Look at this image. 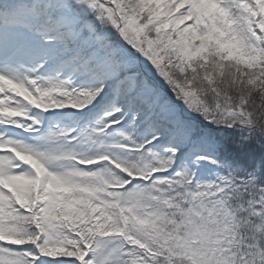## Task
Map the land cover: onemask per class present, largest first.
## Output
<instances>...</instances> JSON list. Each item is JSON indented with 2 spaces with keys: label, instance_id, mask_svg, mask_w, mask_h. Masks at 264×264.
<instances>
[{
  "label": "snow or ice",
  "instance_id": "obj_1",
  "mask_svg": "<svg viewBox=\"0 0 264 264\" xmlns=\"http://www.w3.org/2000/svg\"><path fill=\"white\" fill-rule=\"evenodd\" d=\"M0 264H264V0H0Z\"/></svg>",
  "mask_w": 264,
  "mask_h": 264
}]
</instances>
